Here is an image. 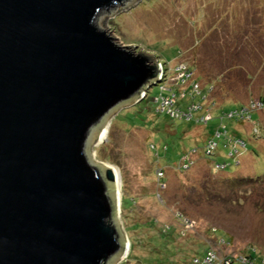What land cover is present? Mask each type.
<instances>
[{"label": "water", "instance_id": "obj_1", "mask_svg": "<svg viewBox=\"0 0 264 264\" xmlns=\"http://www.w3.org/2000/svg\"><path fill=\"white\" fill-rule=\"evenodd\" d=\"M140 0H0V264H115L118 174L93 145L161 77L106 25Z\"/></svg>", "mask_w": 264, "mask_h": 264}, {"label": "rangeland", "instance_id": "obj_2", "mask_svg": "<svg viewBox=\"0 0 264 264\" xmlns=\"http://www.w3.org/2000/svg\"><path fill=\"white\" fill-rule=\"evenodd\" d=\"M106 25L121 45L157 59L167 86L180 79L176 68L189 67L202 93L213 87L216 103L206 125L170 120L155 114L157 98L168 93L160 91V83L110 119L106 139L94 143L96 163L120 174L118 220L129 248L115 264L153 262L149 237L170 226L176 231L178 264L207 246L231 255L253 250L264 260V111L250 113V122L224 116L264 93V0H140ZM177 98L181 107L188 102ZM220 127L243 143L236 145L234 160L224 137L215 139L213 156L203 153ZM193 150L195 164L179 171L181 156ZM229 163L224 172L213 171L214 165ZM221 233L229 240L219 239ZM132 241L134 257L129 256Z\"/></svg>", "mask_w": 264, "mask_h": 264}, {"label": "trees", "instance_id": "obj_3", "mask_svg": "<svg viewBox=\"0 0 264 264\" xmlns=\"http://www.w3.org/2000/svg\"><path fill=\"white\" fill-rule=\"evenodd\" d=\"M166 68V65L164 66V69ZM187 73L188 72H190L191 74H192V71L189 69V67H187V71H186ZM193 77V75L191 76V78L188 80V88L186 89V90H181L180 91V88H178L176 85L175 86H168V89H170V92H168L167 93V96H169L170 94H175V95H177L178 93L179 94H184V99L183 100H188V102L187 103H185V106L184 107H181V101H182V99H181V101L180 100H178L176 103H175V105H174V107L177 109V110H179L180 111V113H186L187 111H188V108L191 106V105H197L198 107H200L201 109H199V110H197L196 112H195V114L193 113V118L191 119V121H185L184 119H181L180 121H182V122H186V123H190V124H193V125H206V124H208L211 120H212V115H211V111H212V109L213 108H215V106H216V103L213 101V100H211V96H213V95H211V92H210V88H213L212 86H210V88L207 90V93H202L201 92V88H200V90H199V95H193V96H189V94H190V92H191V86H192V83L194 84V83H197L198 81L196 80V79H194V78H192ZM153 86H157V85H152V86H150L149 88H148V90L146 91V94H145V96H148V92H149V90L153 87ZM161 91V90H160ZM161 92H163V91H161ZM178 94V95H179ZM177 95V96H178ZM263 95H264V93H261V94H259L257 97H252V98H250L248 101H249V103L253 100V98H260V97H263ZM159 96H162V97H165V96H163L162 94H160ZM197 97H199L200 98V101L199 102H196L195 101V99L197 98ZM146 100V99H145ZM143 101H144V99H143ZM142 101H140L139 103H141ZM209 102H210V104H209ZM138 103V104H139ZM205 104H207V105H205ZM203 106H206L205 108L203 107ZM158 107V103L156 102V107L155 108H157ZM242 109H249V104H245V105H242V106H240V107H234V108H230V109H228V110H226L225 112H224V116L225 117H227V118H231V119H235L237 122H245L246 120H241V119H239L240 117V115H241V111H242ZM205 110H208V113L210 114V119L208 120V122L206 123V124H202L203 122H198L199 124H196L195 123V120H197L198 118L197 117H201V116H203V115H205L206 114V112H205ZM262 111H264V110H262ZM262 111H246V112H244V113H242L244 116H246V114H248L249 115V117H250V113H252V112H262ZM232 113H236V116L238 115V117H236V116H228V115H230V114H232ZM155 114H157V115H159V114H163V115H165V116H167L170 120H177L178 121V119L179 118H173V117H170L166 112H159V111H157V110H155ZM242 115V116H243ZM247 115V116H248ZM144 121V120H143ZM249 122L251 121V119H249L248 120ZM256 125V124H255ZM222 127H224V125H221ZM254 129V128H253ZM226 130V129H225ZM223 131V129L220 127V129H217L207 140H206V142L208 141V140H210L211 138H213V136H216V133L217 132H222ZM227 132H225V131H223L222 133H220V136L219 137H216V139H219V138H222V137H224V135L226 134ZM231 137H234V135L232 136V135H228V138H231ZM234 138H238V136H236L235 135V137ZM225 139V141H226V144L225 145H227V139L226 138H224ZM206 142H205V144H204V147H203V149L205 148V145H206ZM228 146V145H227ZM154 149V148H153ZM153 149H151V151L153 150ZM162 149H163V151L164 152H167L166 150H167V147H166V145L165 146H163L162 147ZM195 150H197V149H195ZM203 153H204V151H203ZM190 154V153H189ZM185 155H188V154H186V153H184L181 157H183V156H185ZM179 165V164H178ZM232 165V163H229V164H227L226 165V167L222 170V171H219V172H224V170L227 168V166L228 167H230ZM158 170V169H157ZM161 171H162V169H161ZM179 171H182L181 170V168H180V166H179ZM161 180H163V178L161 179ZM162 182H164V181H162ZM127 204L128 202L126 201V200H124L123 199V205L124 204ZM143 226H147V228H149V229H151V227H154V225L153 224H149V223H146V224H144ZM176 231L174 230V229H172V227L170 226V227H168V228H163V229H157V230H155L154 232H153V234L149 237V241H150V245L152 246V248L148 251L149 253H148V255H152V256H154V261L153 262H151L150 264H178L177 263V261H175L176 259H175V251L177 250V247L176 246H174V241H175V237H176V233H175ZM217 232H221V231H219V230H215V229H212L211 230V233H217ZM179 233H178V231H177V235H178ZM179 236H181V235H179ZM225 239V240H229L228 239V237L226 236V235H224L223 233H221V237L219 238V239ZM144 241H146V240H144ZM230 242V241H229ZM134 246H135V243L132 241L131 242V245H130V254H129V256L130 257H134L135 255V250H134ZM209 248H212V247H209V246H207L206 248H204L203 249V251L201 252V254L200 255H193L192 257H190L188 260L187 259H181V261H180V263L181 264H192V258H194V257H197V258H200V257H202L203 255H204V253L206 252V251H208L209 250ZM247 255H249L248 257L250 258V259H253L254 261H259L260 260V257L258 256V253H255L253 250L252 251H248L247 253H246ZM234 264H237V263H234Z\"/></svg>", "mask_w": 264, "mask_h": 264}, {"label": "built area", "instance_id": "obj_4", "mask_svg": "<svg viewBox=\"0 0 264 264\" xmlns=\"http://www.w3.org/2000/svg\"><path fill=\"white\" fill-rule=\"evenodd\" d=\"M158 63H159V61H158ZM176 71H177V74L179 75V78H180V79H177V81H176V83H177L176 86L179 88L180 84H184V83L186 84L188 82V80L191 78L192 74L190 72L187 73L186 72L187 68L184 66H180V68H176ZM160 83H162V86L160 88L161 91L166 90L167 92H170V89H168V86H167V84H168L167 78H166V76H162V71H161L160 79L157 81H154L153 85H158ZM191 89L192 90H191L189 96L199 95L200 87L197 83H194V84L192 83ZM145 94L146 93H143L140 98L145 96ZM177 95L172 93L169 96H165V97L159 96V98H157V100H156V102L158 103L157 111L166 112L170 117H173V118H179V119H184L185 121H191V119L193 118V113L195 114V112L201 108L198 107L197 105H191L188 108V111L186 113H180V111L177 110L174 107V105L178 101L177 97L183 98L184 94H179L178 96ZM160 108H161V111L159 110ZM247 110L248 111H262V110H264V95H263V97L253 99L249 103V109H242L241 115L239 116L240 117L239 119H241V120H249L250 119L248 114H246V116H244L242 114V113L246 112ZM205 112H206L205 115H203L201 117H197L198 119L195 120L196 124H199L198 122H203L202 124H206L208 122V120L210 119V114L208 113V110H205ZM228 116L229 117L230 116L231 117L236 116V113H232ZM236 117H238V115ZM222 132H217L216 136H213V138H211L210 140H208L206 142L205 148L203 149L204 155L206 157H211L215 153V151L217 149V142L215 139H216V137H219L220 133H222ZM224 138L227 139V145L230 148L229 157L233 158V160H234L237 157V155L239 154L236 145H238V144L241 145L243 143H241V141L238 140V138H234V137L228 138V135H226V134L224 135ZM150 148L153 149L154 145L151 144ZM192 153H195L194 150L191 151L190 154L183 156L182 157V158H184L183 160L181 158V160L179 162V166H180L181 170L185 169V167L189 168L190 166H193L195 164V161L191 159ZM225 167H226L225 165L216 164L213 166V171L214 170H215L214 172L222 171ZM159 174L162 175L161 170L159 171ZM193 224H190L187 227L193 226ZM185 225H187V221H186ZM248 256L249 255H247V254H238V255H231L229 253H224V254L221 253L220 254L219 252H217L213 248H209V250L206 251L202 257L192 258V264H234V263H237V264H264V260L254 261L253 259H250Z\"/></svg>", "mask_w": 264, "mask_h": 264}, {"label": "bare ground", "instance_id": "obj_5", "mask_svg": "<svg viewBox=\"0 0 264 264\" xmlns=\"http://www.w3.org/2000/svg\"><path fill=\"white\" fill-rule=\"evenodd\" d=\"M107 135H108V129L106 130V132L105 133H99V135H98V142L100 141V142H103L105 139H106V137H107ZM101 164V163H100ZM106 165V164H105ZM107 166V165H106ZM108 167V166H107ZM113 167V166H112ZM110 168V167H109ZM113 168H115L116 170H117V168L116 167H113ZM117 174H118V206H120L119 204H121V200H120V198H121V194H120V187H121V182H120V174H119V171L117 170Z\"/></svg>", "mask_w": 264, "mask_h": 264}]
</instances>
